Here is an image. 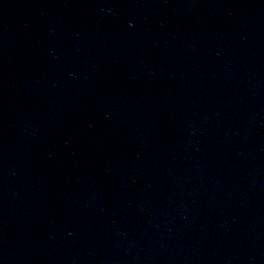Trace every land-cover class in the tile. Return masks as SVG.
Masks as SVG:
<instances>
[{"label": "water", "instance_id": "95a60500", "mask_svg": "<svg viewBox=\"0 0 264 264\" xmlns=\"http://www.w3.org/2000/svg\"><path fill=\"white\" fill-rule=\"evenodd\" d=\"M0 264H264V0H0Z\"/></svg>", "mask_w": 264, "mask_h": 264}]
</instances>
